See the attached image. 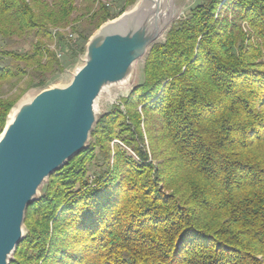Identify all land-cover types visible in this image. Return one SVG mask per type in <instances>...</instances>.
<instances>
[{
  "label": "trees",
  "instance_id": "obj_1",
  "mask_svg": "<svg viewBox=\"0 0 264 264\" xmlns=\"http://www.w3.org/2000/svg\"><path fill=\"white\" fill-rule=\"evenodd\" d=\"M81 3L0 0V39L35 38L0 49V134L23 94L64 70V30L112 18ZM25 226L10 264H264V0H207L174 22Z\"/></svg>",
  "mask_w": 264,
  "mask_h": 264
},
{
  "label": "water",
  "instance_id": "obj_2",
  "mask_svg": "<svg viewBox=\"0 0 264 264\" xmlns=\"http://www.w3.org/2000/svg\"><path fill=\"white\" fill-rule=\"evenodd\" d=\"M161 1L142 0L101 26L71 83L42 90L8 119L0 136V264H10L24 237L26 209L45 181L88 146L94 128L91 109L98 94L128 78L134 61L162 34Z\"/></svg>",
  "mask_w": 264,
  "mask_h": 264
},
{
  "label": "rangeland",
  "instance_id": "obj_3",
  "mask_svg": "<svg viewBox=\"0 0 264 264\" xmlns=\"http://www.w3.org/2000/svg\"><path fill=\"white\" fill-rule=\"evenodd\" d=\"M101 1L102 3H108V2L110 3V6L108 8L112 15V18L107 20L101 26H104L105 24L118 19L124 13L130 12L131 10L135 9L137 6H139L142 3V0H136L135 4L130 5L126 9H124L125 7L124 0H101ZM172 1H173L172 2L173 7H174V16L171 21V24L168 27L165 33V36L157 40L155 43L164 42L166 40L167 33L174 22L189 15L191 9H193L200 3H203L207 0H172ZM77 4L81 6L82 5L81 0H77ZM78 15H80L79 12L74 13V17H77ZM101 26L95 30L93 29V26H89L87 24L86 19H83L79 21L78 23H76L77 30L73 31L72 28L70 27L64 30L66 40L63 43L64 44V46L62 47L63 49L60 51L62 55L59 56V59L61 60L64 66V70L61 72H57L53 75H50L48 78V84L46 87L40 88L37 86H33L32 88L28 89L23 94V96L18 100L16 105L13 107L11 113L8 116L9 120H10V116L12 112L16 108H18L21 103L34 98L42 90L46 88H50V87L67 86L71 83L77 70L84 64L86 53H87V46H88L90 39L99 31ZM71 34H73V36H71ZM34 41H35V38L33 35L25 37V38H21V39L13 38V39H7L4 41L0 39V49H9V50H15V51H21V52L28 51L32 48ZM51 47L55 48V45L51 44ZM146 57L142 61L138 62L137 66L131 70L128 76L129 81L126 84L128 88L124 90L123 89L124 87L120 88V86H118L117 83H115V84L108 85L102 89V91L100 92V96L98 98L99 113L97 117V122L95 123L94 127L98 123V120L100 119V117L108 113L115 104L119 103V101L122 98L127 97L131 93L133 88L143 81L144 65H145ZM12 63L13 61L9 57H6L1 60L2 65H11ZM37 82L38 80L37 81L35 80V83ZM26 85H27L26 79L19 82V84H17L16 86L15 84L13 85L6 84L3 89V94L4 96H10L16 93L18 87L23 88V87H26ZM90 140H91V134L89 137V142ZM48 179L46 181H48ZM42 191H43V186L41 187L38 196L41 195ZM25 216H26V213H25ZM24 230L26 232L25 219H24Z\"/></svg>",
  "mask_w": 264,
  "mask_h": 264
},
{
  "label": "bare ground",
  "instance_id": "obj_4",
  "mask_svg": "<svg viewBox=\"0 0 264 264\" xmlns=\"http://www.w3.org/2000/svg\"><path fill=\"white\" fill-rule=\"evenodd\" d=\"M173 1L172 0H162L161 1V9H160V23H159V26H160V29H161V27H162V29H163V32H162V34L160 35V37L158 38V40L160 39V38H163L164 36H165V33H166V31H167V27H168V24L167 23H169V21L170 20H172V18H173V16H174V7H173V3H172ZM154 24H151V27L153 26ZM164 25H167V26H164ZM163 26H164V28H163ZM149 50V49H148ZM148 50H147V52L145 53V54H143L142 56H139L135 61H134V63H133V65H132V69L133 68H135L136 66H137V64H138V62H140V61H142L145 57H146V55H147V53H148ZM137 54H138V52H137ZM85 62H86V57H85V61H84V64H85ZM83 64V65H84ZM82 65V66H83ZM128 81H129V79L128 78H126V79H124V80H121L120 82H118L117 83V85L118 86H120V88H123L124 90L126 89V88H128V86H126V84L128 83ZM99 96H100V93L98 94V96L96 97V99H95V101H94V103H93V105H92V109H91V117H90V122L92 123V127H94V121L97 119V117H98V113H99V102H98V98H99ZM17 111H18V108H16L13 112H12V114H11V116H10V120H12L14 117H15V115H16V113H17ZM39 192H40V190L38 191V194H39ZM23 235H25V230L23 229Z\"/></svg>",
  "mask_w": 264,
  "mask_h": 264
},
{
  "label": "built area",
  "instance_id": "obj_5",
  "mask_svg": "<svg viewBox=\"0 0 264 264\" xmlns=\"http://www.w3.org/2000/svg\"><path fill=\"white\" fill-rule=\"evenodd\" d=\"M107 6H110L109 2L107 3ZM71 36H73V34H71ZM61 55H62V53H59V56H61Z\"/></svg>",
  "mask_w": 264,
  "mask_h": 264
}]
</instances>
